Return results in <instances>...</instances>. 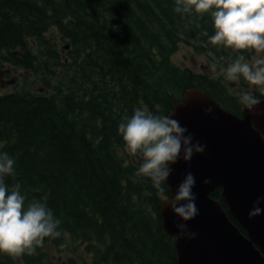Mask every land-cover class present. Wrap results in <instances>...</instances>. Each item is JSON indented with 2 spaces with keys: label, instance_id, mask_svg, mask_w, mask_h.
Wrapping results in <instances>:
<instances>
[{
  "label": "trees",
  "instance_id": "trees-1",
  "mask_svg": "<svg viewBox=\"0 0 264 264\" xmlns=\"http://www.w3.org/2000/svg\"><path fill=\"white\" fill-rule=\"evenodd\" d=\"M174 6V0H0V70L11 65L32 73L0 94V153L15 160L5 183L21 185L26 205L47 197L61 233L33 255L0 253V264H38L47 245L59 248L69 239L86 243L93 264H178L160 213L169 185L158 193L149 178L135 175L141 161L125 151L118 126L137 108L168 116L189 87L232 111L221 72L237 54L208 43L210 13L181 15ZM185 40L208 54L215 74L174 61ZM212 197L245 233L220 189Z\"/></svg>",
  "mask_w": 264,
  "mask_h": 264
},
{
  "label": "clouds",
  "instance_id": "clouds-1",
  "mask_svg": "<svg viewBox=\"0 0 264 264\" xmlns=\"http://www.w3.org/2000/svg\"><path fill=\"white\" fill-rule=\"evenodd\" d=\"M174 4V11L181 15L210 13L214 34L209 36L208 43L237 54L221 74L235 84L243 80L249 85L248 91L241 92L239 103L249 112H255L262 100L253 94L252 86L264 96V55H261L264 54V0H174ZM203 34L208 36L207 32ZM245 52H254L250 61L246 60ZM216 67L211 65L213 73ZM118 134L124 141L125 151L141 161L135 175L149 178L158 193L165 192L164 182L169 180L171 166L179 162L181 153L183 160L190 162L194 154L205 151V146L193 143V135L178 120L141 108L119 124ZM14 164L8 153H0V253L17 258L33 255L43 246L45 238L55 239L61 233L57 230L60 220L47 206V197L43 202L32 201L26 205L21 185L16 183L10 187L5 183L6 176L15 175ZM204 183L209 184L211 180L206 179ZM195 184L193 173H186L176 194L166 201L184 222L199 214L193 191ZM262 201L264 197L250 210V219L264 212L259 207ZM177 228L181 236L187 231L186 223L177 224Z\"/></svg>",
  "mask_w": 264,
  "mask_h": 264
},
{
  "label": "water",
  "instance_id": "water-1",
  "mask_svg": "<svg viewBox=\"0 0 264 264\" xmlns=\"http://www.w3.org/2000/svg\"><path fill=\"white\" fill-rule=\"evenodd\" d=\"M261 100L255 112L242 108V116H238L203 89L189 87L168 114L188 129L194 144L205 146L190 162L181 153L167 181L171 196L161 202L163 228L174 238L178 264H264V212L249 218L254 204L264 197V98ZM188 172L196 179L193 191L199 214L184 222L166 201L176 194ZM206 179L211 183L205 184ZM219 187L229 213L246 233L212 197ZM259 207L264 209V201ZM180 223L187 225L183 236L177 228Z\"/></svg>",
  "mask_w": 264,
  "mask_h": 264
},
{
  "label": "rangeland",
  "instance_id": "rangeland-1",
  "mask_svg": "<svg viewBox=\"0 0 264 264\" xmlns=\"http://www.w3.org/2000/svg\"><path fill=\"white\" fill-rule=\"evenodd\" d=\"M173 59L181 66L190 67L196 72H208L211 74V64L208 56L205 53L197 52L188 40L181 43L179 49L173 55ZM24 74L31 75L32 73L22 68L5 65L0 70V78H7L8 85L6 84V87H2L0 83V94L13 92L17 87L22 86ZM31 79L33 77H29V80ZM44 251L46 254L38 264H73L74 261L80 264H93L92 254L86 251V243L74 242L71 239L67 241L65 246H60L59 248L49 244ZM16 263H19L18 259Z\"/></svg>",
  "mask_w": 264,
  "mask_h": 264
},
{
  "label": "flooded vegetation",
  "instance_id": "flooded-vegetation-1",
  "mask_svg": "<svg viewBox=\"0 0 264 264\" xmlns=\"http://www.w3.org/2000/svg\"><path fill=\"white\" fill-rule=\"evenodd\" d=\"M244 55H245L246 60L250 61L252 56L254 55V52H245ZM261 55H264V54H261ZM9 72H11V70H9ZM215 73H213L211 71V74L210 73H208V74L213 75ZM0 83H1L2 87H6L8 85V79L5 77H2V78H0ZM225 86L227 87V90H228L227 95H229V97L232 98V99H230L228 96H226L227 101H228L227 103L231 106L232 112L238 116H242V108L243 107L239 103V96H240L241 92L249 90V85L243 80H241L239 84H235V83L230 82V81L225 79ZM252 91H253V94L258 96L260 99L264 98V96H261L260 93L256 91L255 86H252Z\"/></svg>",
  "mask_w": 264,
  "mask_h": 264
}]
</instances>
